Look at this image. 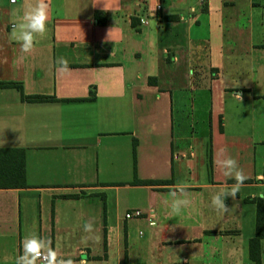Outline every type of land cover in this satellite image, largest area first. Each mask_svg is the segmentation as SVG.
I'll return each mask as SVG.
<instances>
[{
	"label": "crops",
	"instance_id": "1",
	"mask_svg": "<svg viewBox=\"0 0 264 264\" xmlns=\"http://www.w3.org/2000/svg\"><path fill=\"white\" fill-rule=\"evenodd\" d=\"M25 2L0 0V82L19 85L0 87V264L32 232L76 264H256L264 0H46L47 37L27 55L9 38ZM61 56L70 73L56 71ZM18 149L23 180L19 153L2 152ZM220 149L247 176L227 212L211 206L235 183ZM178 182L192 203L174 217L163 199ZM122 204L143 216L125 219Z\"/></svg>",
	"mask_w": 264,
	"mask_h": 264
},
{
	"label": "clouds",
	"instance_id": "2",
	"mask_svg": "<svg viewBox=\"0 0 264 264\" xmlns=\"http://www.w3.org/2000/svg\"><path fill=\"white\" fill-rule=\"evenodd\" d=\"M15 3V0H13ZM49 5L46 0H26L24 4L13 7L10 10L11 31L9 38L20 46L21 53L27 55L35 50L36 44L47 37ZM56 71L63 75L70 73L72 69L64 57H59L55 61ZM220 159L215 163L220 169L221 174L235 183L224 185L223 189L212 196L211 206L214 210L227 212L228 208L225 199L236 198L240 189L244 186L247 176L238 162L231 156L226 155V149H220ZM173 190L167 193L163 203L169 206V212L172 216L181 215L182 211L188 208L191 203V193L188 191V185L184 182H178L172 186ZM174 230V229H173ZM94 225L92 222L85 223L83 232L88 234L82 239L88 241L94 237ZM14 264H76L71 258H65L47 237L32 232L21 241V251L15 257Z\"/></svg>",
	"mask_w": 264,
	"mask_h": 264
},
{
	"label": "trees",
	"instance_id": "3",
	"mask_svg": "<svg viewBox=\"0 0 264 264\" xmlns=\"http://www.w3.org/2000/svg\"><path fill=\"white\" fill-rule=\"evenodd\" d=\"M95 16H98V13L95 14ZM103 23V22H101ZM9 86H17V84L13 83H1L0 82V87H9ZM21 100L26 101V102H44L49 100V98H46L44 96H25L21 95ZM2 152H16L19 153L20 155V165L19 167H15V171L13 173L16 177H19V179L23 180V175H24V168H23V150H5ZM256 237L251 239L249 242V257L252 261H254L256 264H259V239L262 237L264 233V213H263V205L259 201L257 202V210H256Z\"/></svg>",
	"mask_w": 264,
	"mask_h": 264
},
{
	"label": "rangeland",
	"instance_id": "4",
	"mask_svg": "<svg viewBox=\"0 0 264 264\" xmlns=\"http://www.w3.org/2000/svg\"><path fill=\"white\" fill-rule=\"evenodd\" d=\"M182 46H185V45H182ZM201 156L202 155H199V153H198V151H197V157L195 158V160L193 161V163L191 162V163H189V162H187L186 163V167H187V170L189 171V172H191V169H192V173L191 174H188V173H186L185 174V176H186V179H188V180H191V176L194 174V167H200V163H201ZM209 158H210V155H209ZM214 158H215V161L216 160H218V159H220V156L218 155V154H215V156H214ZM195 166H194V165ZM189 167V168H188ZM191 167V168H190ZM207 168V167H206ZM205 169V168H204ZM125 207H126V205L125 204H122L121 205V212H122V214H124L125 213ZM140 231L142 232L143 230L142 229H140ZM140 238H138V239H141L142 237L141 236H139ZM134 238H136L135 236H134ZM137 239V240H138Z\"/></svg>",
	"mask_w": 264,
	"mask_h": 264
},
{
	"label": "built area",
	"instance_id": "5",
	"mask_svg": "<svg viewBox=\"0 0 264 264\" xmlns=\"http://www.w3.org/2000/svg\"><path fill=\"white\" fill-rule=\"evenodd\" d=\"M17 0H15L16 2ZM203 1V0H201ZM10 3H13V0H9ZM157 9L160 8V6L158 5L156 7ZM143 216V213L138 210V209H133V210H128L126 211L125 215H124V218L125 219H137V218H141Z\"/></svg>",
	"mask_w": 264,
	"mask_h": 264
}]
</instances>
